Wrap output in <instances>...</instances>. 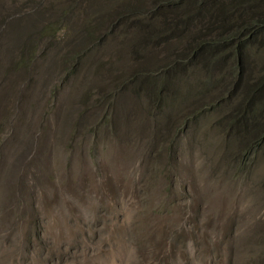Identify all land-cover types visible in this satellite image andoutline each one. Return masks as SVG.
Listing matches in <instances>:
<instances>
[{
	"label": "rangeland",
	"instance_id": "374dc122",
	"mask_svg": "<svg viewBox=\"0 0 264 264\" xmlns=\"http://www.w3.org/2000/svg\"><path fill=\"white\" fill-rule=\"evenodd\" d=\"M66 3L0 13V264H264V153L236 170L253 129L231 122L232 77L169 67L171 40L111 60L123 24L100 42L89 32L114 4ZM54 21L58 37L38 36ZM141 59L171 71L150 114L113 80ZM170 121L185 123L168 155Z\"/></svg>",
	"mask_w": 264,
	"mask_h": 264
},
{
	"label": "trees",
	"instance_id": "16d2710c",
	"mask_svg": "<svg viewBox=\"0 0 264 264\" xmlns=\"http://www.w3.org/2000/svg\"><path fill=\"white\" fill-rule=\"evenodd\" d=\"M76 1L67 0L63 10L74 6ZM26 2L27 0H0V13L4 14L10 9L17 11ZM110 2L116 7L115 12L102 17L103 28H95L89 35L100 42L123 24L119 34L123 35L126 47L118 48L116 56L111 57V60L118 59L130 42L129 46L138 56L171 40V43L164 46L168 48L167 53L171 58L166 64L169 67L183 64L188 68L189 63L196 62L198 70H205L207 74L213 75V71L220 70L223 75L232 77L223 85L224 97L233 99L234 108L239 109L237 116L231 113L234 118L231 122H241L245 128L252 126V135L244 139V149L264 151V122L259 119V113H264V58L261 56L258 57L259 60H250L251 55L264 53V0ZM2 21L0 17V22ZM1 26L0 24V28ZM64 27L62 22H49L40 28L38 36L48 34L58 37ZM138 32L143 35L137 38L135 35ZM147 63L153 64L149 59H146L145 64ZM135 64L133 71H128L124 76L117 75L113 80L119 82L117 89L129 88L136 93L131 105L133 109H143L150 114L154 107L163 104L161 88L171 71L155 64L154 68H144V61ZM67 67L66 64L63 72L71 69ZM96 81H101L99 75H96ZM101 87L102 92L107 90L105 86ZM108 95L112 97L115 93L112 90V94L109 91Z\"/></svg>",
	"mask_w": 264,
	"mask_h": 264
},
{
	"label": "clouds",
	"instance_id": "9594fccd",
	"mask_svg": "<svg viewBox=\"0 0 264 264\" xmlns=\"http://www.w3.org/2000/svg\"><path fill=\"white\" fill-rule=\"evenodd\" d=\"M183 124H176L173 121H170V123L168 125V136L169 137L164 138L163 141L161 142V144H160L161 145V149H160L161 151L167 152L168 155H170L172 152L175 151V148H174L171 140L176 139L179 136V133L183 130ZM244 139L245 138H242V140L239 142V144L237 146L238 152H237V159L235 160L236 163L239 165V168L238 169L236 168L237 171H244V170L248 169L253 164L254 159L257 157V155L259 153H264V151L262 149H252V150L244 149L243 148ZM171 159H172V157H169V160H171ZM178 164H180V163H178ZM243 183H246L247 185H249L247 181H244ZM253 187L256 188L257 186L254 184Z\"/></svg>",
	"mask_w": 264,
	"mask_h": 264
},
{
	"label": "bare ground",
	"instance_id": "6f19581e",
	"mask_svg": "<svg viewBox=\"0 0 264 264\" xmlns=\"http://www.w3.org/2000/svg\"><path fill=\"white\" fill-rule=\"evenodd\" d=\"M121 255V254H120ZM113 264H119L117 261H113Z\"/></svg>",
	"mask_w": 264,
	"mask_h": 264
}]
</instances>
